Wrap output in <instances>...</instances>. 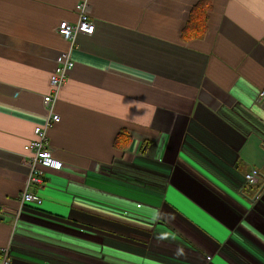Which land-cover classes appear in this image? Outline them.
<instances>
[{"label":"crops","instance_id":"1","mask_svg":"<svg viewBox=\"0 0 264 264\" xmlns=\"http://www.w3.org/2000/svg\"><path fill=\"white\" fill-rule=\"evenodd\" d=\"M201 1L92 0L95 33L76 39L48 132L65 168L33 188L42 205H22L26 148L71 48L57 28L77 21V0H0V252L12 264H264V180H244L264 177V0H209L205 37L187 41Z\"/></svg>","mask_w":264,"mask_h":264},{"label":"built area","instance_id":"2","mask_svg":"<svg viewBox=\"0 0 264 264\" xmlns=\"http://www.w3.org/2000/svg\"><path fill=\"white\" fill-rule=\"evenodd\" d=\"M91 6L92 0H77V21L75 23L62 21L57 28L58 35L66 42H69L71 48L62 52L56 59V68L50 77L51 90L43 99L48 111V118L44 124L35 127V138L26 148L28 156L24 159V165L28 168V177L20 196L22 205H42L41 198L32 191L33 188L47 186L45 178L48 170L62 171L65 168L62 162L53 157L48 132L61 121L60 115L56 113V103L69 74L75 68L72 49L76 45V39L78 35L92 36L95 33L96 26L91 20L90 14ZM244 180L246 186L255 187L264 180V177L260 170L251 169L245 175ZM15 220L16 224H18L20 213L16 215ZM208 260H211V258H208ZM0 264H12L10 246L1 250Z\"/></svg>","mask_w":264,"mask_h":264},{"label":"trees","instance_id":"3","mask_svg":"<svg viewBox=\"0 0 264 264\" xmlns=\"http://www.w3.org/2000/svg\"><path fill=\"white\" fill-rule=\"evenodd\" d=\"M211 10L212 6L209 0H203L197 4L190 13V18L183 30L182 37L187 41L204 38L208 31L209 13ZM124 137H128L124 132L116 137V147H120L121 145H124L123 147H125L128 144L127 138L125 140L123 139Z\"/></svg>","mask_w":264,"mask_h":264},{"label":"water","instance_id":"4","mask_svg":"<svg viewBox=\"0 0 264 264\" xmlns=\"http://www.w3.org/2000/svg\"><path fill=\"white\" fill-rule=\"evenodd\" d=\"M262 190H260V192H261ZM259 192V193H260ZM259 193L252 199V201L254 202L256 199H257V197L259 196Z\"/></svg>","mask_w":264,"mask_h":264},{"label":"rangeland","instance_id":"5","mask_svg":"<svg viewBox=\"0 0 264 264\" xmlns=\"http://www.w3.org/2000/svg\"><path fill=\"white\" fill-rule=\"evenodd\" d=\"M260 188H261V186H260ZM260 188H259V190H260Z\"/></svg>","mask_w":264,"mask_h":264}]
</instances>
